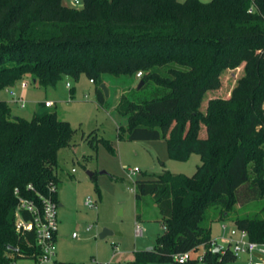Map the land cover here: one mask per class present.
I'll return each mask as SVG.
<instances>
[{"label": "trees", "instance_id": "trees-1", "mask_svg": "<svg viewBox=\"0 0 264 264\" xmlns=\"http://www.w3.org/2000/svg\"><path fill=\"white\" fill-rule=\"evenodd\" d=\"M81 2L72 8L65 0H0V92L27 80L47 90L85 76L105 107L102 86L125 78L137 82L117 108L128 120L127 141L164 140L178 162L201 157L192 177L165 170L135 182L137 208L152 198L164 232L133 264H181L176 256L202 246L201 263L183 264H232L230 248L212 247L218 223L264 243V0H256L255 14L249 0ZM242 66L228 99H208L222 88L224 72ZM75 134L55 111L26 120L0 100V264L38 253L34 233L16 229L20 200L40 205V196L59 186V153ZM252 203L261 205L256 215L238 210Z\"/></svg>", "mask_w": 264, "mask_h": 264}, {"label": "rangeland", "instance_id": "rangeland-1", "mask_svg": "<svg viewBox=\"0 0 264 264\" xmlns=\"http://www.w3.org/2000/svg\"><path fill=\"white\" fill-rule=\"evenodd\" d=\"M65 4L81 8L75 6L73 0H65ZM243 76V66L224 72L222 88L219 92H209L208 99H228ZM26 82L29 83L26 89L19 83L9 90L25 102V108L13 100L6 89L0 92V100L9 104L16 117L32 120L38 109H46L57 112L59 120L70 123L76 130L72 146L62 149L58 157L61 204L58 208V263L133 264L136 253L155 247L164 232L152 198H146L137 208L135 182L146 175H161L165 170L192 177L202 164L201 157L193 154L188 161L178 162L170 159L164 140L127 141L128 120L118 114L117 108L120 96L137 82L125 78L108 80L104 85L110 95L105 107L98 104L96 87L85 76L79 81L65 77L57 87L47 90L30 85L29 80ZM46 101L53 102L54 107L47 109ZM203 107H207L206 100ZM205 135L203 128L201 136ZM89 137L96 138L94 146ZM103 141L110 142L114 152L109 151ZM131 170H139V173L131 175ZM89 199L96 204L93 208L86 205ZM259 208V203H252L238 210L256 215ZM138 227L143 231L139 237L136 235ZM231 227V223L213 225L212 240L217 246L231 249L230 240L238 238L231 234ZM104 230L111 231L112 235L100 239ZM74 234L78 238H73ZM203 252L204 248L199 247L192 252V258L200 259ZM244 258L241 255L232 264H244ZM18 264L33 263L30 259H21Z\"/></svg>", "mask_w": 264, "mask_h": 264}, {"label": "built area", "instance_id": "built-area-1", "mask_svg": "<svg viewBox=\"0 0 264 264\" xmlns=\"http://www.w3.org/2000/svg\"><path fill=\"white\" fill-rule=\"evenodd\" d=\"M210 1V0H208ZM251 5L248 13L255 14L258 12V6L256 0H249ZM75 6H81V0H73ZM142 74L139 73L137 78L140 79ZM93 83V81H91ZM22 88H27L28 84L26 82L21 83ZM70 88V83L67 84ZM10 89V88H8ZM7 89V90H8ZM14 100L25 108V102L16 96L15 93H11ZM54 103L51 101L45 102L46 108H53ZM139 170H131V175H136ZM58 194V187L56 185H51L49 189V196H40V205H36L32 202L21 199V205L17 212L16 229L18 232H32L36 237V248L38 253L31 256L29 259L32 260L33 264H59L57 260V235H58V208L59 202L55 199ZM88 207L93 208L96 204L89 199L86 202ZM24 212L30 215V219L26 220L23 216ZM226 228V227H225ZM143 233L141 228H137V237L141 236ZM237 239L230 240L229 244L231 250L238 258L241 255H246L248 257L246 264H264V243H257L251 241L249 235L245 231H238L236 234ZM233 235V236H235ZM73 238H78L77 234L73 235ZM216 242L213 241L212 247H216ZM203 247V246H202ZM204 252L199 260L201 263L203 261ZM192 258V252L178 255L175 260L181 264L185 263ZM11 264H18V261L12 262Z\"/></svg>", "mask_w": 264, "mask_h": 264}, {"label": "water", "instance_id": "water-1", "mask_svg": "<svg viewBox=\"0 0 264 264\" xmlns=\"http://www.w3.org/2000/svg\"><path fill=\"white\" fill-rule=\"evenodd\" d=\"M140 85H142V82L140 83ZM102 89H103V91H104V93H105V95H106V98L109 97V95H110V91H109V89H108L105 85L102 86ZM90 176H92V174H90ZM237 230H238L237 227L234 226V227L232 228V234L235 235L236 232H237ZM110 235H112V232H111V231H109V230H104V231L100 234L99 237H100V239H105V238H107V237L110 236ZM221 250H222V247H221V246H217V247L215 248V252H216V253L221 252Z\"/></svg>", "mask_w": 264, "mask_h": 264}, {"label": "crops", "instance_id": "crops-1", "mask_svg": "<svg viewBox=\"0 0 264 264\" xmlns=\"http://www.w3.org/2000/svg\"><path fill=\"white\" fill-rule=\"evenodd\" d=\"M22 88V87H21ZM10 89H12V88H10ZM10 89H6L7 90V93L8 94H10L11 95V93L12 92H9V90ZM22 89H26V88H22ZM14 93V92H13ZM16 94V93H15ZM16 96L18 97V95L16 94ZM13 98V97H12ZM19 98V97H18ZM13 100H14V98H13ZM44 105H45V103H44ZM47 109H51V108H47ZM12 110V109H11ZM39 110V109H38ZM12 113H13V115H14V112H13V110H12ZM15 116V115H14ZM16 117V116H15ZM58 197V201H59V206L61 207V204H60V199H59V195L57 196ZM234 226L232 225V227H231V234H232V228H233ZM233 235V234H232ZM57 242H58V235H57ZM244 260H245V263L244 264H246V262H247V259H248V257L246 256V255H244Z\"/></svg>", "mask_w": 264, "mask_h": 264}]
</instances>
